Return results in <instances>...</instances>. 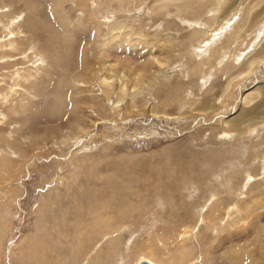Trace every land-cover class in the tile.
Here are the masks:
<instances>
[{
    "label": "rangeland",
    "instance_id": "rangeland-1",
    "mask_svg": "<svg viewBox=\"0 0 264 264\" xmlns=\"http://www.w3.org/2000/svg\"><path fill=\"white\" fill-rule=\"evenodd\" d=\"M187 2L0 0V264H264V0Z\"/></svg>",
    "mask_w": 264,
    "mask_h": 264
},
{
    "label": "bare ground",
    "instance_id": "bare-ground-1",
    "mask_svg": "<svg viewBox=\"0 0 264 264\" xmlns=\"http://www.w3.org/2000/svg\"><path fill=\"white\" fill-rule=\"evenodd\" d=\"M214 1V2H213ZM225 1H226V3H227V1L228 0H188V2L187 3H185L183 6H178L177 7V10H178V12L180 11V12H185V11H188V9L190 8V7H192L193 5H200V6H202V7H204L205 5L209 8V12H212V15L211 16H209V18H208V21H207V23H208V27H212L213 25H215V23H216V20H217V15H218V12L220 11V8H221V5H223L224 3H225ZM246 2V1H245ZM121 3V2H120ZM253 3V2H252ZM251 5V4H250ZM83 6V5H82ZM253 7V5L251 6V7H249V12L251 11V8ZM259 7V6H258ZM5 9H7L8 11H7V13H10V15L11 14H13V11L11 10V7L10 6H5L4 7ZM183 8L185 9L184 11H183ZM264 8V7H263ZM2 9V8H1ZM222 9H223V7H222ZM248 9V8H247ZM191 10V9H190ZM246 10V9H245ZM113 11V10H112ZM248 11V10H247ZM107 12H105V14H106ZM115 13V12H114ZM221 13V12H220ZM253 13V12H252ZM112 14H113V12H112ZM2 15V14H1ZM4 15H6L7 16V14H4ZM15 15V14H14ZM247 15V14H246ZM9 16V15H8ZM12 16V15H11ZM109 16H110V13H109ZM5 17V16H4ZM246 18L245 19H249L250 17H249V14H248V17L249 18H247V16H245ZM219 18V17H218ZM240 20V19H239ZM19 22H20V17H19V19H18V17H16L15 19L14 18H12L11 19V24H10V26L12 27V28H8L7 29V34L9 33L10 34V37H15V35H16V33L18 34V33H20L19 32V29L17 30V32L15 33L14 32V29L15 28H20V24H19ZM246 22H244V24H245ZM235 25V24H234ZM233 25V26H234ZM232 26V27H233ZM117 27V26H116ZM6 28V27H5ZM123 28V27H122ZM221 29V28H220ZM234 29L236 30L235 31V35H238V33L240 32V27L236 24L235 26H234ZM113 30V29H112ZM195 32H200V30H196L195 28L193 29ZM204 30H206V29H204ZM252 30V29H251ZM207 31V30H206ZM210 31V30H209ZM258 31H259V33H258V37H260V35L262 34L263 36H264V23L262 24L261 23V25L258 27ZM202 32V31H201ZM216 32V31H215ZM231 32V31H230ZM255 32V31H254ZM206 33V32H205ZM232 34V33H231ZM213 35V34H212ZM262 35H261V37H262ZM257 37V36H256ZM216 39V38H215ZM255 39V38H254ZM259 39V38H258ZM257 39V40H258ZM263 39V38H262ZM0 40H3V39H0ZM207 44V43H206ZM263 44V43H262ZM209 45V44H208ZM254 45H256V44H254ZM38 46V45H37ZM10 48H11V46H10ZM227 48V47H226ZM259 49V48H258ZM257 50V49H256ZM262 50H264V49H262ZM33 52V51H32ZM40 53H42V50H41V52L40 51H36V53L34 54L35 55V57H39L38 55L40 54ZM232 53V52H231ZM238 53V52H237ZM264 53V52H263ZM239 55H241L240 53H239ZM26 56V55H25ZM33 58V57H32ZM34 59V58H33ZM228 59V58H227ZM261 60H263L262 58L261 59H259V60H253L254 62L252 63V65L250 66V68L249 69H247L246 71H244V72H241V73H239V74H237V76H236V78L235 79H240V78H245V77H247V76H249L250 75V73H252L253 72V69H256L255 68V65L257 64V62H259V61H261ZM34 61V60H33ZM199 61V60H198ZM221 61V60H220ZM223 61H224V59H223ZM264 61V60H263ZM35 62V61H34ZM200 63V62H199ZM221 63H222V61H221ZM220 62L218 63L219 64V66H220V64H221ZM247 64V63H246ZM261 64V63H260ZM200 65V64H199ZM218 66V65H217ZM216 66V67H217ZM221 67V66H220ZM218 68V67H217ZM197 69H198V67H197ZM192 70H194V69H192ZM197 71V70H196ZM196 71H195V73H196ZM255 72V71H254ZM214 73V72H213ZM210 75V74H209ZM212 75V74H211ZM210 75V76H211ZM163 76L164 77H168V75H166V74H163ZM208 78H209V76H207ZM101 80L103 81V84L104 85H106V86H108V87H113V84H114V80L113 79H110L109 77H107V76H102L101 75ZM238 83V82H237ZM232 84H233V81H230L229 83H228V85H227V87H226V90L224 91V93L222 94V96H220L219 98H218V101H220V102H222V101H224L227 97H230V95H229V93L227 92L228 90H230V88L232 87ZM127 84L126 83H122V81H121V87H120V91L123 93V96L121 97V98H119V99H117V101H116V103H115V105H114V108L115 109H118L119 110V108H118V106L120 107V104L123 102L122 101V99H124V96L125 95H127V86H126ZM238 85V84H237ZM109 89V88H108ZM108 89H106V91L108 92L109 90ZM255 92V90H253V91H250V92H248L246 95H245V97H244V102H249V100L251 99V97L254 95L253 93ZM141 94V92L140 91H138L136 94ZM135 94V95H136ZM135 95L134 96H132L133 98L135 97ZM264 101V100H263ZM135 103V102H134ZM127 107V106H126ZM251 108V107H250ZM253 108V107H252ZM251 110V109H250ZM248 111V110H247ZM251 112V111H250ZM255 112V111H254ZM264 121V120H263ZM239 122V121H238ZM264 123V122H263ZM259 125V124H258ZM259 127H260V125H259ZM241 128V127H240ZM247 129V128H246ZM257 129V128H256ZM234 130V129H233ZM242 130V129H241ZM232 131V130H231ZM235 131V130H234ZM237 131V130H236ZM240 131V130H239ZM244 131H246V130H244ZM243 131V132H244ZM238 132V131H237ZM249 177V176H248ZM253 179V177H249V180H252ZM248 180V181H249ZM219 190V189H218ZM217 192L218 191H214L213 192V196H214V198H216L215 196L217 195ZM127 207H129V206H127ZM127 207H125V208H127ZM235 209V208H234ZM127 211V210H126ZM148 261V262H150V264H155L153 261L151 262V261H149V260H147V259H141L140 258V260L137 262V264H140V262L141 261Z\"/></svg>",
    "mask_w": 264,
    "mask_h": 264
},
{
    "label": "water",
    "instance_id": "water-1",
    "mask_svg": "<svg viewBox=\"0 0 264 264\" xmlns=\"http://www.w3.org/2000/svg\"><path fill=\"white\" fill-rule=\"evenodd\" d=\"M140 264H150V262H148V261H143V260H142V261L140 262Z\"/></svg>",
    "mask_w": 264,
    "mask_h": 264
}]
</instances>
